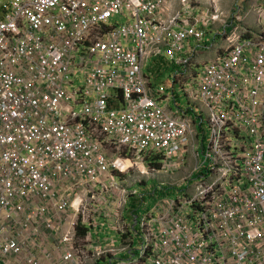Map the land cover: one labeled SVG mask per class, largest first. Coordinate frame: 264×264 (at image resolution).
Returning a JSON list of instances; mask_svg holds the SVG:
<instances>
[{"label":"built area","instance_id":"1","mask_svg":"<svg viewBox=\"0 0 264 264\" xmlns=\"http://www.w3.org/2000/svg\"><path fill=\"white\" fill-rule=\"evenodd\" d=\"M196 12L0 0V264H264V9L211 31L198 69L222 15ZM158 59L186 104L146 73Z\"/></svg>","mask_w":264,"mask_h":264},{"label":"rangeland","instance_id":"2","mask_svg":"<svg viewBox=\"0 0 264 264\" xmlns=\"http://www.w3.org/2000/svg\"><path fill=\"white\" fill-rule=\"evenodd\" d=\"M192 7L196 9V13L194 16H200L203 18L204 16L211 15L213 13L219 12L222 15V21L213 24L208 32L218 29V27L223 26H243L245 28H254L258 26L257 17H258V10L263 8L264 9V0H188ZM178 8V7H177ZM241 18V21L237 19ZM234 25V26H233ZM215 26V27H214ZM208 42V43H207ZM205 43L213 46L215 43V37L208 35L205 40ZM199 45H202L198 43ZM218 44H221V41H218ZM193 50V48H191ZM209 50H213L216 56L217 49L216 48H209ZM191 56V64L193 65L194 62H197L198 53H190L187 54ZM203 56V54H202ZM198 61V66L195 67L196 69L200 68L201 65H204L206 62L209 61L211 58V53L208 54V59L202 58ZM213 58V57H212ZM155 64V62H153ZM185 65V64H184ZM200 66V67H199ZM160 71L158 72H151L146 69V73L152 78V82L157 88L161 91H164V96H173V91L175 90L177 100L182 101L184 104L187 103L186 92L183 91L182 87L179 85L176 87L173 82V78L176 75V71H182L183 69H175L174 67L167 66V70L160 66L157 67ZM195 70V69H194ZM197 71V70H195ZM160 73V74H159ZM183 73V72H182ZM160 76L159 80L157 77ZM183 76V75H182ZM182 80V77L178 78ZM195 161L192 157H189V162L186 166L176 171L171 177L167 178V185L169 187H178L181 185L185 179L189 178L192 172L194 171ZM156 182L155 180L151 181V184ZM175 192V189H173Z\"/></svg>","mask_w":264,"mask_h":264},{"label":"crops","instance_id":"3","mask_svg":"<svg viewBox=\"0 0 264 264\" xmlns=\"http://www.w3.org/2000/svg\"><path fill=\"white\" fill-rule=\"evenodd\" d=\"M208 35H211L212 37H213V35L209 32L208 33ZM208 35H207V37H208ZM208 43V42H207ZM207 43H204L203 45H199L196 41H192L191 42V46H190V50H191V48H193V49H196L197 50V53H198V56H197V61H200V59H201V56H202V54H203V56H202V58H206V59H208L207 57H208V54L209 53H211V58L210 59H213V58H215V53H214V51L213 50H209L208 48L210 47V45L209 44H207ZM213 57V58H212ZM209 59V60H210ZM162 61H163V63H162ZM153 62H155V64H153ZM160 66H162L163 68H164V70H165V68H166V66H167V63L165 62V59H161V60H152V62L147 66V68L146 69H148L149 71H151V72H158V71H160V69H157V67H160ZM161 72H163V71H160V73ZM159 73V74H160ZM159 78H160V76H158L157 77V79L159 80ZM173 109H176L175 108V105H173ZM191 112V111H190ZM43 264H51L50 263V261H49V259H45V258H43Z\"/></svg>","mask_w":264,"mask_h":264},{"label":"trees","instance_id":"4","mask_svg":"<svg viewBox=\"0 0 264 264\" xmlns=\"http://www.w3.org/2000/svg\"><path fill=\"white\" fill-rule=\"evenodd\" d=\"M159 60V59H158ZM157 60V61H158ZM161 60V59H160ZM166 62V61H165ZM162 63H163V61H162ZM167 63V62H166ZM167 66H169V67H174L175 69H178V66H176V65H171V64H169V63H167ZM167 66H166V70H167ZM197 114V113H196ZM204 128H205V124H203L201 127H200V129H201V131H202V133H204ZM204 138H206V135L204 134ZM194 175H196V176H199L200 174L198 173V171L194 174ZM168 193H162V195L164 196V195H166V194H173V188H171V187H169L168 188Z\"/></svg>","mask_w":264,"mask_h":264}]
</instances>
